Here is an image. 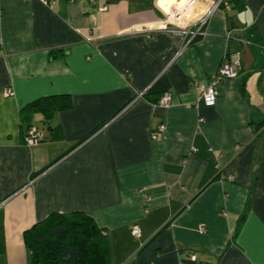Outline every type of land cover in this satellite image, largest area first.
<instances>
[{"label":"crops","instance_id":"1","mask_svg":"<svg viewBox=\"0 0 264 264\" xmlns=\"http://www.w3.org/2000/svg\"><path fill=\"white\" fill-rule=\"evenodd\" d=\"M187 1L0 0V264H29L24 231L74 211L106 264H264V0H197L187 23L220 1L204 35L149 30ZM222 60L238 75L205 106ZM55 95L69 106L35 113L27 146L21 109Z\"/></svg>","mask_w":264,"mask_h":264},{"label":"trees","instance_id":"2","mask_svg":"<svg viewBox=\"0 0 264 264\" xmlns=\"http://www.w3.org/2000/svg\"><path fill=\"white\" fill-rule=\"evenodd\" d=\"M69 104L66 95H55L42 97L25 105L20 111L24 142L35 113L43 114V124L57 109L66 108ZM23 238L30 253L29 264L107 263L105 231L82 211L69 214L52 212L24 231Z\"/></svg>","mask_w":264,"mask_h":264},{"label":"built area","instance_id":"3","mask_svg":"<svg viewBox=\"0 0 264 264\" xmlns=\"http://www.w3.org/2000/svg\"><path fill=\"white\" fill-rule=\"evenodd\" d=\"M44 4H49L50 1L53 0H40ZM197 0H188L186 4H184L180 9L174 10L171 9L168 13L165 14V17L163 19H160V21L155 25V27H151L149 30H152V28H165L167 29L169 25L179 27L182 25L180 30H174L181 34H189L191 33L193 37L197 35H204L205 34V25L206 21L209 17V15L218 8L220 1H212L209 8L206 10L204 17L202 19H199L198 21H195L194 23H187L188 19V13L190 8L195 4ZM228 8V6H226ZM106 7H101L100 10H105ZM187 24V25H186ZM157 26V27H156ZM191 26H194L195 28L193 31H190L189 28ZM147 27L143 28V26H137L132 27L130 32H142L145 31ZM240 67L238 62H227L225 60H222V62L219 64L216 71L210 76L207 83L201 87V100L205 106H213L216 103V100L219 95V89L218 86L225 78H235L238 75ZM7 94H10V89L6 90ZM172 98L171 94L169 92H164L162 95H160L158 99V104L164 107H168L171 104ZM165 131V125L160 124L155 132H164ZM44 137V133L41 129L37 128L36 126L32 125L26 132L25 136V144L27 146L35 145L38 143L42 138ZM153 138H156V134L153 133ZM205 226L202 225L200 227L201 231H204ZM131 234L135 237H138L140 235V229L137 225H133L131 228ZM190 259H194L193 255H190Z\"/></svg>","mask_w":264,"mask_h":264},{"label":"rangeland","instance_id":"4","mask_svg":"<svg viewBox=\"0 0 264 264\" xmlns=\"http://www.w3.org/2000/svg\"><path fill=\"white\" fill-rule=\"evenodd\" d=\"M41 126L43 127V125L41 124ZM43 129H45L44 127H43Z\"/></svg>","mask_w":264,"mask_h":264}]
</instances>
